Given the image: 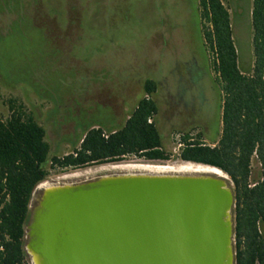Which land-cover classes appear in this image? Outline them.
Instances as JSON below:
<instances>
[{"label":"rangeland","instance_id":"obj_1","mask_svg":"<svg viewBox=\"0 0 264 264\" xmlns=\"http://www.w3.org/2000/svg\"><path fill=\"white\" fill-rule=\"evenodd\" d=\"M221 1L230 15L236 46L240 47L242 56L251 57V32H248L247 21L245 22L244 13H241L248 4L251 6L252 0ZM158 2L165 3V0H0V122H4L11 113L9 101L14 102L15 106H22L23 112L44 129L50 157H62L72 151L67 142L55 143L51 140L72 129L70 124L61 126L72 119V108H66V105L88 109V105H80L77 101L85 98L84 95L89 96L92 85L103 89L108 82L114 89L113 92L122 86L120 77H124L126 73L118 74L113 67L115 72L112 69L109 75L115 80L109 82L105 61L117 65L120 60L127 62V70L143 73L144 80L164 82L166 89L161 92V96L168 101L167 115L176 114L180 119V124L168 131L170 125L162 128V120L157 117L167 161L150 162L128 156L118 163L93 165L77 170H53L45 181L82 178L125 166L168 169L197 166L178 159V136L186 132L193 135L203 132L202 139L209 145L219 138L221 95L214 84L211 54L203 40L206 23L201 18L199 0L177 1V24L182 26L183 31L181 43L179 41L174 44L175 53L169 47L162 46L161 36H149L145 28L137 31L134 25V19H140L142 25L143 17L155 18L150 10ZM32 3H37L39 7L36 10L31 7L27 9L26 6ZM114 7L132 14L131 18L129 15H122L119 16V21H115L120 27L119 34L113 32L117 38L115 44L120 43L118 39L122 41L118 48L119 52L124 51L121 56H115V50H109L111 31H105L104 28L117 25L114 20L105 24L110 21ZM145 11L147 14H144ZM31 14L38 24L33 21ZM48 33L57 39L66 59H61L64 57L62 54L55 56L56 50L53 53L51 49L55 40H51ZM128 74L130 73L127 72ZM102 96L105 95L101 94L100 97ZM109 99L116 102L118 95L112 94ZM164 108L166 106L162 110ZM133 109L134 107L125 115ZM92 110L89 124L99 123L106 128L110 127L105 109L94 105ZM182 121L186 123L184 128L180 126ZM201 122L205 127L201 126ZM120 124L119 127L122 126ZM80 134L78 132L77 135ZM48 166L49 164L46 168ZM250 170L248 184L252 185L260 180V165L255 157L251 159ZM223 175L226 176L224 173Z\"/></svg>","mask_w":264,"mask_h":264},{"label":"trees","instance_id":"obj_2","mask_svg":"<svg viewBox=\"0 0 264 264\" xmlns=\"http://www.w3.org/2000/svg\"><path fill=\"white\" fill-rule=\"evenodd\" d=\"M30 7L39 6H26ZM199 8L206 23L203 40L211 54L214 84L221 95L222 134L211 145L204 143L203 132L182 134L177 157L219 169L230 178L235 191V264H264V0H252L241 13L251 32V57L242 56L236 46L230 15L221 0H199ZM31 18L37 22L33 14ZM50 39L55 40L51 48L55 56H64L57 39ZM154 92V82L145 81L143 95ZM9 103L11 113L0 122V264H29L23 251L28 203L35 186L51 171L118 163L128 156L168 160L159 131L148 123L157 113L151 100L143 98L121 127L82 126L81 134L67 142L72 151L62 157H50L44 129L22 106ZM253 154L260 165V180L249 188Z\"/></svg>","mask_w":264,"mask_h":264},{"label":"water","instance_id":"obj_3","mask_svg":"<svg viewBox=\"0 0 264 264\" xmlns=\"http://www.w3.org/2000/svg\"><path fill=\"white\" fill-rule=\"evenodd\" d=\"M110 169L43 181L28 203L29 264H235L223 172Z\"/></svg>","mask_w":264,"mask_h":264},{"label":"flooded vegetation","instance_id":"obj_4","mask_svg":"<svg viewBox=\"0 0 264 264\" xmlns=\"http://www.w3.org/2000/svg\"><path fill=\"white\" fill-rule=\"evenodd\" d=\"M110 1V0H109ZM178 2L181 0H177ZM177 1L175 0H165V3L163 2H158L157 6L152 8L150 12L152 13V16H155V18H146L142 19L143 24L141 25L139 21L140 19H134V25H136V30L139 31L142 28H145L147 32H149L150 35H154L156 37H160L162 46L164 47H169L172 49V51L175 53V43H181V37L182 36V26L180 24H177L179 22L178 19V8L179 6L177 5ZM111 10V9H110ZM108 13V12H107ZM144 14H147L146 11ZM109 15V14H108ZM111 19L108 21V23H105L108 25L111 21L114 20V24H117L115 21H119V16L126 15L132 17L131 13H126V10L122 11L120 7H114L113 8V13L110 14ZM121 20H123L121 18ZM105 26V25H104ZM104 28L105 31H111L110 39H108V48L109 50H115L116 54L115 56H121L124 54V51L119 52L118 48L120 47V44L122 41L118 39V42L115 44V38L116 36L114 35V32H117L119 34L120 32L118 29L120 28L119 25H114L110 26H105ZM110 29V30H109ZM179 37V40L178 38ZM78 37L76 38V41H78ZM124 47V45H123ZM117 49V50H116ZM104 65L107 67L106 73L109 75L111 74V70L113 67L116 68V72H119L118 74H121L124 72L125 76L120 77L122 78V86L116 91L113 92L114 89L110 86L111 84H104V88L101 89V87L96 88L94 87L95 85H92L93 89L89 91V96L84 95L85 98L82 97L81 100H78L77 103H80V105L86 106L88 105V109H82L84 107H72L70 104L66 105L65 107H70L72 108L71 111V117L72 119L68 120L66 123H62L61 126H64L66 124H70L72 126V129L69 132H64L61 133L59 136H56L52 138L51 140L56 142H69L74 139V137L78 134V132L81 131V127L85 126L90 123L89 119H91L92 113V108L94 109V105H100L102 109H105L106 113V118L109 120L110 127H119L122 123V126L125 124L126 120L129 118V114L126 116L125 113L128 112L131 108H135L136 105L144 98L145 100H151L156 108H157V113L155 117L151 118L150 124H154L155 127L158 130L157 126V117L159 116L162 120V128L165 127L167 124H169V129L168 131L173 130V128L177 125L180 124V119L176 116V114L172 115H167L168 113V101L164 98V96H161V92H165L166 85L164 82L156 80V79H151V80H144L143 73H140L139 71H128L127 69V62L124 63V61H119L118 65L115 63H110L109 61H105ZM114 70V69H113ZM115 72V70H114ZM127 72L130 74L127 75ZM119 76V75H118ZM109 82L115 80L114 77L109 75L108 77ZM117 79V77H116ZM145 81H152L155 84V92L152 95H143V90H144V83ZM99 90H102L103 92H100ZM100 92V93H99ZM101 94H104L105 96L100 97ZM112 94L118 95V99L114 101L109 99V96ZM164 98V99H163ZM79 105V104H78ZM163 106H166L164 108L165 110H162ZM133 111V110H132ZM61 117V116H60ZM178 121H177V118ZM61 120V119H60ZM176 120V122H175ZM193 120V118H191ZM89 121V122H88ZM189 122V120L187 121ZM202 123V122H201ZM92 125L99 127V123H91ZM183 128L186 126L185 121L181 122V125ZM202 127H205V124H201ZM220 133L219 136L222 134V117L220 121ZM121 127V126H120ZM109 128V127H108ZM206 130V129H205ZM255 157V154H253L252 158ZM251 158V159H252ZM227 176V175H226ZM228 180V179H227ZM258 182L249 185V188H254L257 185ZM229 184L233 190V193L235 195L234 191V185L231 183V180L229 181ZM235 211V198H234V207H233V214ZM235 216L233 215V218ZM258 228L261 232V227L259 224ZM259 232V233H260ZM234 233V230H233ZM233 244H234V251H235V245L236 241L233 239ZM236 255V254H235Z\"/></svg>","mask_w":264,"mask_h":264},{"label":"bare ground","instance_id":"obj_5","mask_svg":"<svg viewBox=\"0 0 264 264\" xmlns=\"http://www.w3.org/2000/svg\"><path fill=\"white\" fill-rule=\"evenodd\" d=\"M125 167H131V168H151V169L157 168V167H140V166H125ZM125 167H123V168H125ZM157 169L170 170V171H172V170L173 171H175V170H179V171H194V170H196V171H204V170L205 171H210L211 170V172H216L217 174L222 175L218 171H214L212 169H209V168H207L205 166H201V165L190 166V167H180L179 169H168V168H157Z\"/></svg>","mask_w":264,"mask_h":264},{"label":"built area","instance_id":"obj_6","mask_svg":"<svg viewBox=\"0 0 264 264\" xmlns=\"http://www.w3.org/2000/svg\"><path fill=\"white\" fill-rule=\"evenodd\" d=\"M151 122V119L148 120V123ZM179 137V140H178V148H180L181 144H180V139H181V135L178 136ZM256 264H259V263H256Z\"/></svg>","mask_w":264,"mask_h":264}]
</instances>
